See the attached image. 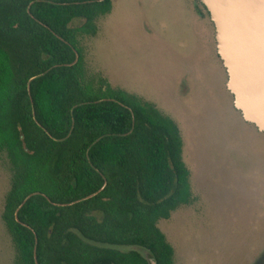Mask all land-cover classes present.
<instances>
[{"label": "trees", "instance_id": "16d2710c", "mask_svg": "<svg viewBox=\"0 0 264 264\" xmlns=\"http://www.w3.org/2000/svg\"><path fill=\"white\" fill-rule=\"evenodd\" d=\"M195 6L226 82L209 12ZM111 8L0 0V154L10 172L1 220L12 264H174L157 222L193 201L180 130L153 103L83 81L79 38L94 37Z\"/></svg>", "mask_w": 264, "mask_h": 264}, {"label": "rangeland", "instance_id": "374dc122", "mask_svg": "<svg viewBox=\"0 0 264 264\" xmlns=\"http://www.w3.org/2000/svg\"><path fill=\"white\" fill-rule=\"evenodd\" d=\"M111 3L97 34L79 38L83 81L153 103L180 130L193 201L157 222L174 264H251L264 249V135L232 107L208 17L196 0ZM9 178L0 154V264L14 258L1 220Z\"/></svg>", "mask_w": 264, "mask_h": 264}, {"label": "water", "instance_id": "95a60500", "mask_svg": "<svg viewBox=\"0 0 264 264\" xmlns=\"http://www.w3.org/2000/svg\"><path fill=\"white\" fill-rule=\"evenodd\" d=\"M200 2L214 25L216 52L227 73L225 86L233 106L264 133V0ZM27 87L29 91V83Z\"/></svg>", "mask_w": 264, "mask_h": 264}, {"label": "flooded vegetation", "instance_id": "af4514ba", "mask_svg": "<svg viewBox=\"0 0 264 264\" xmlns=\"http://www.w3.org/2000/svg\"><path fill=\"white\" fill-rule=\"evenodd\" d=\"M251 264H264V249L258 252L257 256L254 258Z\"/></svg>", "mask_w": 264, "mask_h": 264}]
</instances>
